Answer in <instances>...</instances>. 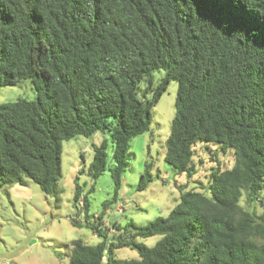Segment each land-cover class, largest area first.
I'll use <instances>...</instances> for the list:
<instances>
[{
	"label": "trees",
	"instance_id": "16d2710c",
	"mask_svg": "<svg viewBox=\"0 0 264 264\" xmlns=\"http://www.w3.org/2000/svg\"><path fill=\"white\" fill-rule=\"evenodd\" d=\"M24 80L36 99L0 105V186L31 180L56 195L64 141L101 132L120 190L130 143L150 131L172 81L166 163L192 178L198 142L235 156L231 169L211 172L207 193L180 188L166 218L114 224L112 241L85 196V226L102 241H73L69 264H264V0H0V88ZM107 148L94 149L93 180ZM150 168L138 191L153 181ZM82 194L77 177V209ZM154 236V247L138 242ZM122 248L139 259H116Z\"/></svg>",
	"mask_w": 264,
	"mask_h": 264
},
{
	"label": "rangeland",
	"instance_id": "374dc122",
	"mask_svg": "<svg viewBox=\"0 0 264 264\" xmlns=\"http://www.w3.org/2000/svg\"><path fill=\"white\" fill-rule=\"evenodd\" d=\"M163 73L155 74L158 84ZM178 82L172 81L160 101L151 111L150 131L135 137L127 152V166L122 176L120 190L111 177L113 146L108 134L96 133L90 138L76 136L63 143V175L56 195H46L31 180L26 184H4L0 186V264H69L71 243L82 240L90 246L102 241L85 226V211L74 205L76 178L82 188L80 203L88 196L91 222L103 215V232L109 241L117 235L114 224L124 227L130 221L146 226L158 218H166L180 201L179 189L197 190L207 193L212 171L231 169L235 162L234 152H215L217 144L198 142L195 147L197 172L192 178L178 174L165 161L166 140L170 135L172 120L176 113ZM36 99L30 81L24 80L16 86L0 88V105L17 99ZM107 140V169L93 180L88 173L95 147ZM151 165L153 181L146 191H138L141 177L146 175V165ZM83 171V172H81ZM160 174L156 179L155 175ZM117 195V199L114 197ZM110 202L106 212L104 205ZM241 205L249 208L246 197ZM122 208V211H119ZM260 213V212H258ZM77 220L82 226H74ZM160 236L138 239L148 247H154ZM118 260L139 259L135 250L122 248L115 252Z\"/></svg>",
	"mask_w": 264,
	"mask_h": 264
},
{
	"label": "built area",
	"instance_id": "2783aa9c",
	"mask_svg": "<svg viewBox=\"0 0 264 264\" xmlns=\"http://www.w3.org/2000/svg\"><path fill=\"white\" fill-rule=\"evenodd\" d=\"M79 204H80V205H81V204L83 205V203H80V200H79ZM82 205H81V206H82ZM119 211H122V208H119Z\"/></svg>",
	"mask_w": 264,
	"mask_h": 264
}]
</instances>
